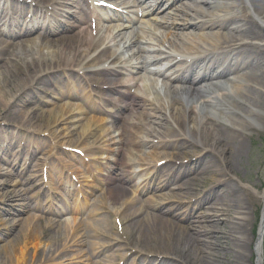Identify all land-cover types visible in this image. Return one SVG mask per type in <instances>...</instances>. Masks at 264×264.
<instances>
[{"label":"bare ground","instance_id":"1","mask_svg":"<svg viewBox=\"0 0 264 264\" xmlns=\"http://www.w3.org/2000/svg\"><path fill=\"white\" fill-rule=\"evenodd\" d=\"M26 1L55 9L62 20L69 12L74 13V0ZM105 1L119 6L113 13L121 19L107 29L100 27L95 32L76 29L73 22H68L63 28L68 26L72 32L61 35L56 29L54 38L45 36L40 40L37 36L13 45L0 40V115L8 106L9 85L20 95L29 94L36 90V85H46L53 77L64 74L78 76L92 88V82L98 81L108 92L116 89L120 98L110 106L115 111L106 124L95 118L85 120L83 107L70 101L42 114L37 107L11 112L21 116L18 125L25 132L30 131L28 125L44 122L50 139L48 153H70L63 146L66 142H70L71 149L88 152L99 150V145H112L113 149L116 145L114 168L102 165L103 170L109 168L111 173L107 171L101 177L107 188L101 207L97 208L103 215L105 238L112 239L103 244L105 251L112 248L117 252L110 257L109 264L122 259L126 264H264V189H260L259 183L244 182L235 173L234 165V161L240 162L246 148L243 140L264 132V36L255 29H264V0H135L134 4ZM243 21L246 23L241 24ZM142 51L151 54L148 59L154 66L167 65L170 59L199 57L206 64L205 75L199 80L193 73L187 78L179 77L185 80L187 89L167 99L154 96L147 85L134 90L132 78H121L117 83L112 78H95L96 75L130 77L138 73L143 66L139 56ZM207 76H215L218 84L212 88L204 86ZM42 129L29 132L28 138L35 141ZM77 130V138L68 141ZM151 145L155 150L162 145L175 150L153 156L167 161L170 170L175 168L177 188H171L156 201L148 199L145 207L137 206L148 186L135 177L131 167L134 159ZM196 148L201 154L216 153L218 159L203 163L201 170L219 172L225 196H216L214 205L197 217L199 226H190L193 231L190 232L182 226L189 204L181 205L180 201L191 193V182L196 179V175L188 172L193 168L184 162L185 153ZM157 175L162 188L174 182L159 171ZM99 176L94 174V180ZM234 179L237 184L232 182ZM26 191L19 188L4 192L0 199L5 204L4 210L16 211L8 203L24 200ZM258 199L262 211L255 238L253 214ZM150 205L151 210H147ZM38 217H27L22 225L32 228ZM76 219L77 216L74 223ZM18 223L6 221L1 233H9ZM46 223L50 231L57 229L56 238L64 236L68 245L84 243L80 224L66 225L53 220ZM223 224L228 225L230 237V247L225 251L217 246L219 227ZM110 231L115 235L110 237ZM90 233L89 237L99 235L94 230ZM2 249L6 257L0 264H37L40 256L38 245L29 250L28 244L19 239L10 247L0 246V254ZM54 252L43 251L44 263ZM72 256L83 257L84 250Z\"/></svg>","mask_w":264,"mask_h":264},{"label":"rangeland","instance_id":"2","mask_svg":"<svg viewBox=\"0 0 264 264\" xmlns=\"http://www.w3.org/2000/svg\"><path fill=\"white\" fill-rule=\"evenodd\" d=\"M255 27V26H254ZM256 30L260 31L261 34L264 36V29L263 28H256ZM51 80L45 83H41L40 85H36V90L32 91L31 93H25L23 95H20L18 91H16V88L12 85H9V87H6V94H7V102L8 106H6L5 110H3V113L0 115V148L2 146L8 145L9 148H4L2 151L7 150L10 151L14 149V145L16 146L19 143H22L20 141H23L24 145H27L26 141L29 140L27 134L32 131H38V129L41 127L43 128L40 132V137L36 139L34 142L36 144L37 150L41 154L44 150H47L49 147V133L47 132L46 125L44 122H37L32 125H28L29 132H25L26 129H23L18 125V120L20 115H16L15 113H11L12 110L16 112H21L29 109L30 107H37L39 109V113L42 114L44 110L52 109V107H46L44 105V101L46 100L44 94L41 92L44 89H48L50 87ZM38 92V93H37ZM21 93V92H20ZM22 94V93H21ZM41 98L43 102L39 101L36 102V98ZM60 104V103H59ZM61 105V104H60ZM59 105V106H60ZM84 116V115H83ZM85 120L87 118H91L90 115L84 116ZM151 126H155L151 124ZM79 135V130L75 131L73 135L68 139L75 140L77 136ZM155 135H152L154 137ZM31 138V137H30ZM32 139V138H31ZM148 139V138H146ZM152 139V138H150ZM149 140V139H148ZM246 148L241 156L240 162L234 161V165L236 167V172L239 177L242 178L244 182H253V183H259L261 184L260 189H264V132L261 134H254L249 139L243 140ZM9 142V143H8ZM19 142V143H18ZM29 143V142H28ZM70 142H66L65 147H68ZM168 146V145H165ZM170 146V145H169ZM162 147V150H165L168 153H173L175 150L171 149V147ZM177 148V147H176ZM43 150V151H41ZM193 150V149H190ZM198 148L195 149L193 152L186 151L185 153V160L192 166L193 170L190 171V174L196 175V172L199 174L196 175V179L191 182L192 184V190L191 193L187 195V197H184L183 200H181V205H187L189 204V208L187 211V216L184 221H182V226L186 227L189 230V227L192 225H195V227H198L199 223L197 222V217L200 216L208 207L214 205L213 202L216 201L218 196H225V188L224 185H220V177L219 172H216L214 170H209L208 172H202L201 168L204 166L203 163L212 160L215 158L216 153L215 152H205L200 153L197 151ZM160 151V150H159ZM229 154L231 153L230 150L228 151ZM87 154V152H84ZM155 153L157 151L155 148L151 145L148 146V148L145 149L144 157L148 159L157 160L159 157L154 158ZM228 154V155H229ZM65 155V154H62ZM202 158V159H201ZM216 159H218L216 157ZM68 160V159H67ZM68 162V161H67ZM218 162V161H217ZM4 167H7L4 165V162L0 160V199L4 192L8 190H14L18 189L16 188V185H12L14 183L11 173H9L8 169H4ZM75 168V167H73ZM72 168V169H73ZM75 172L78 174L76 169ZM201 171V173H200ZM11 174V175H10ZM16 180V179H15ZM234 184H237L238 180L234 179L232 181ZM168 190L165 191H158V192H152L151 194L146 195L145 197H150L149 200H157L160 196L166 194ZM176 192V191H175ZM217 196V197H216ZM146 200H141L138 204V206L142 205L143 207L146 206ZM154 202V201H153ZM10 204L16 203L15 200L10 201ZM179 203V202H177ZM5 204L2 203V200H0V246L6 245L7 247L12 246L15 240L19 239L24 244H28V249L32 250L34 249V246L38 245V249L40 252V256L38 258L37 264H40L42 259V264H87L84 262V257H78L77 259H74L72 255L77 254L78 250H85L86 247L83 246H74V245H68L67 241L64 236H58L56 238V230L52 229L47 226L46 222H50L41 218H37L33 222L32 228H26L22 225L23 219L27 218L24 216H17L15 214H8L4 212ZM18 208V206H17ZM135 208V207H134ZM133 209V208H132ZM151 209V205L147 210ZM262 210V204L260 203V200L258 199V205L254 210L253 220H254V229L252 231V235L256 236L259 219L261 215ZM113 220V217H112ZM8 221L9 223H12L13 221H18V225L15 226L12 231L9 233L2 234L1 229L4 228V223ZM194 222V223H193ZM96 229L99 231V235L94 238L93 240H90L91 242H98V243H104L105 240L110 239L109 237L105 239V228H103L102 220L100 223L95 224ZM192 229V228H191ZM190 232H193L192 230H189ZM219 231L221 232L218 236V244L219 250L224 249L227 250L230 246L228 243L230 242V237H228V225L223 224L219 227ZM113 231H110V237L113 236ZM115 235V234H114ZM209 241H212V239H209ZM202 242L200 243V246H202ZM254 246V245H253ZM252 246V247H253ZM264 248V243H263ZM49 249L54 250L55 252L50 257L48 262L44 263L43 260V251L48 252ZM100 250V249H98ZM114 254H117L115 249H110L107 252H104L100 255V258L97 261V264H105V262H108L110 259V256H113ZM233 251L229 252L230 256H233ZM224 255V254H222ZM6 254L4 253V250H1L0 254V260H5ZM79 259H82L79 261ZM254 257L251 258V261H254ZM15 264V263H14Z\"/></svg>","mask_w":264,"mask_h":264}]
</instances>
